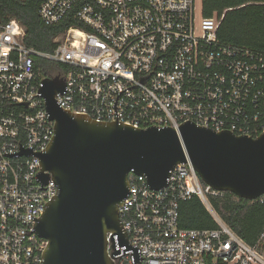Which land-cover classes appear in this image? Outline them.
<instances>
[{"label": "built area", "instance_id": "built-area-1", "mask_svg": "<svg viewBox=\"0 0 264 264\" xmlns=\"http://www.w3.org/2000/svg\"><path fill=\"white\" fill-rule=\"evenodd\" d=\"M37 15L45 26L70 16L79 27L44 53L25 46L18 21L0 20V264H40L47 246L30 217L40 218L56 188L49 179L39 189L37 157L4 155L19 144L43 151L51 140L53 123L35 97L44 78L64 79L65 92L54 96L60 109L93 121L115 122L118 92L132 86L115 104L126 125L175 129L190 121L253 139L264 132V52L221 44L219 20L196 17L195 0H44ZM128 182L119 220L141 264H264V227L254 245L245 243L210 205L226 192L204 185L188 163L160 190L132 173ZM193 197L215 229L179 228V204ZM257 201L264 195L248 202ZM111 245L108 234L109 255ZM112 261L133 264L129 254Z\"/></svg>", "mask_w": 264, "mask_h": 264}, {"label": "water", "instance_id": "water-1", "mask_svg": "<svg viewBox=\"0 0 264 264\" xmlns=\"http://www.w3.org/2000/svg\"><path fill=\"white\" fill-rule=\"evenodd\" d=\"M64 92L65 81L57 76L41 80L35 96L43 100L46 118L53 123L45 149L32 152L18 143V152L4 154L37 157L39 189L47 190L41 185L49 179L56 188L40 218L30 217L34 233L47 241L40 264H113L112 258L126 254L133 264H141L118 213L129 192L130 173L145 177L151 190H160L177 164L188 163L213 190L245 201L264 195V132L253 139L190 121L175 129H138L117 121L121 92L113 104L115 122L93 121L60 109L54 96Z\"/></svg>", "mask_w": 264, "mask_h": 264}, {"label": "trees", "instance_id": "trees-1", "mask_svg": "<svg viewBox=\"0 0 264 264\" xmlns=\"http://www.w3.org/2000/svg\"><path fill=\"white\" fill-rule=\"evenodd\" d=\"M42 1L0 0V20L2 23L11 19L18 21L25 30L23 42L26 47L51 53L56 47L54 38L79 24L69 16L55 26L43 25L37 15ZM201 16L217 17L216 35L221 44L264 52V0H201ZM209 202L220 219L245 243H256L264 227V202L250 203L230 193L210 197ZM178 226L193 230L217 227L196 197L179 204Z\"/></svg>", "mask_w": 264, "mask_h": 264}, {"label": "rangeland", "instance_id": "rangeland-1", "mask_svg": "<svg viewBox=\"0 0 264 264\" xmlns=\"http://www.w3.org/2000/svg\"><path fill=\"white\" fill-rule=\"evenodd\" d=\"M195 13L196 17H199L201 14V0H195ZM44 67H46L47 70L50 69L47 64H45Z\"/></svg>", "mask_w": 264, "mask_h": 264}]
</instances>
